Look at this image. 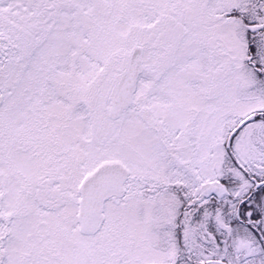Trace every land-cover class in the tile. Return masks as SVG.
<instances>
[{
  "label": "snow or ice",
  "instance_id": "snow-or-ice-1",
  "mask_svg": "<svg viewBox=\"0 0 264 264\" xmlns=\"http://www.w3.org/2000/svg\"><path fill=\"white\" fill-rule=\"evenodd\" d=\"M0 264H264V0H0Z\"/></svg>",
  "mask_w": 264,
  "mask_h": 264
}]
</instances>
